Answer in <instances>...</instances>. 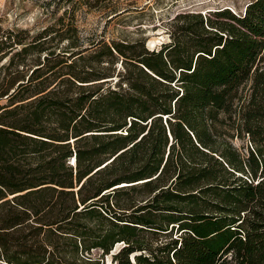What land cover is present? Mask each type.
Listing matches in <instances>:
<instances>
[{"label":"trees","instance_id":"16d2710c","mask_svg":"<svg viewBox=\"0 0 264 264\" xmlns=\"http://www.w3.org/2000/svg\"><path fill=\"white\" fill-rule=\"evenodd\" d=\"M69 1L0 21V264H264V0L179 13L159 50Z\"/></svg>","mask_w":264,"mask_h":264},{"label":"rangeland","instance_id":"374dc122","mask_svg":"<svg viewBox=\"0 0 264 264\" xmlns=\"http://www.w3.org/2000/svg\"><path fill=\"white\" fill-rule=\"evenodd\" d=\"M248 2L249 0H108L100 2L92 10L81 3L75 5V9L77 24L84 37L97 35L107 41L145 39L146 47L159 50L163 43L171 41V24L179 13L190 11L205 14L218 8H231L241 13ZM73 4L74 1H69L68 4L67 0H0V21L6 30L24 28L37 32L55 23L64 8ZM124 11L125 13L109 21L115 12ZM235 144L241 147L243 142L236 140ZM144 198L138 196L139 200ZM175 237L176 232L172 235V238ZM170 238L161 234L148 237L153 249L162 246ZM122 246L117 244L113 254ZM159 255L162 257L163 253ZM112 259L113 256L105 257V264H116Z\"/></svg>","mask_w":264,"mask_h":264},{"label":"water","instance_id":"95a60500","mask_svg":"<svg viewBox=\"0 0 264 264\" xmlns=\"http://www.w3.org/2000/svg\"><path fill=\"white\" fill-rule=\"evenodd\" d=\"M112 18V17H111Z\"/></svg>","mask_w":264,"mask_h":264}]
</instances>
